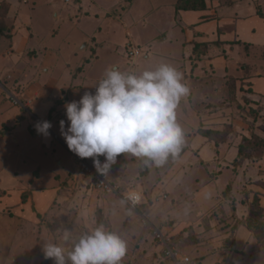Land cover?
<instances>
[{
	"label": "rangeland",
	"instance_id": "rangeland-1",
	"mask_svg": "<svg viewBox=\"0 0 264 264\" xmlns=\"http://www.w3.org/2000/svg\"><path fill=\"white\" fill-rule=\"evenodd\" d=\"M176 1L0 0V264H54L44 259L45 242L67 252L65 230L78 238L100 225L126 240L120 264H172L152 228L164 229L190 264H210L214 255L211 264H264L263 24L241 22L240 39L252 45L233 36V23L227 36L207 24L204 37L195 15L175 11ZM206 5V22L264 11L263 0ZM23 34L32 44L23 40L15 67L14 39ZM132 48L140 56L131 57ZM160 63L178 70L189 89L176 109L183 152L160 165L120 154L104 173L117 192H102L82 167L96 171L92 158L75 155L61 136L64 105L94 94L110 68L140 74ZM36 120L51 122L49 137L31 131ZM132 190L146 198L137 210L123 199ZM48 191L55 198L39 212L31 198ZM241 224L254 225L263 253L246 257L225 239Z\"/></svg>",
	"mask_w": 264,
	"mask_h": 264
},
{
	"label": "clouds",
	"instance_id": "clouds-1",
	"mask_svg": "<svg viewBox=\"0 0 264 264\" xmlns=\"http://www.w3.org/2000/svg\"><path fill=\"white\" fill-rule=\"evenodd\" d=\"M182 81V74L167 63L140 74L110 68L94 94L85 92L79 101L65 103L67 126L65 120L60 121L61 136L75 155L92 158L99 174L107 173L124 153L160 165L169 155H176L183 143L176 109L189 89ZM52 127L46 120L35 124L37 133L46 138ZM127 196L133 203L140 200L136 192ZM62 239L71 240L70 250L45 242L44 259L54 264H120L127 252L126 240L103 225L78 238L65 230Z\"/></svg>",
	"mask_w": 264,
	"mask_h": 264
},
{
	"label": "crops",
	"instance_id": "crops-1",
	"mask_svg": "<svg viewBox=\"0 0 264 264\" xmlns=\"http://www.w3.org/2000/svg\"><path fill=\"white\" fill-rule=\"evenodd\" d=\"M15 0H13V3H14ZM178 1V0H177ZM177 1L176 3L174 4L176 6L177 4ZM264 1V0H263ZM173 5L174 9H175V6ZM259 10V9H258ZM257 10V11H258ZM176 11V10H175ZM257 11L255 14H251L250 17L246 18V19H240V20H218L216 17H213L211 20H209L208 22L205 21V15L206 14H203L204 12H185V11H180L182 17L183 16H188V15H195V19L197 20V31L200 33L201 36H204L206 37L208 35V33L204 30V27L207 25V24H212L213 27H215V31H218L217 29H223L225 32H226V36L229 34V30L231 27L227 26L226 24L227 23H233L234 24V34L233 36H237V39L238 41H241L242 43H246L247 45H252L251 43L249 42H244L243 39L241 38L240 39V35L238 34V32L240 33L241 30L238 31V29L241 28V22L242 21H259L261 24H263L262 26L264 27V17H260L259 15H257ZM262 13L264 14V11L261 10ZM190 13V14H189ZM190 19V18H188ZM233 21V22H232ZM28 22L31 23V19L29 20L28 19ZM240 22V23H239ZM252 31H256V28H252L251 29ZM250 30V31H251ZM26 34H23L22 35V39H14V42H15V46L13 48V56L11 55V61H14L12 64L16 67V63H18V54L21 53L20 51H24V47L21 48L23 45H22V42L24 40L25 44L27 46H29L30 44H32V41L30 39V36L25 38ZM209 36V35H208ZM254 46V45H253ZM264 47V45H263ZM23 53V52H22ZM49 54V53H48ZM47 54V55H48ZM47 58V57H45ZM10 61V59L8 60V62ZM42 63H45V62H42ZM49 65V64H48ZM13 66V67H14ZM253 81L252 83H255V81L257 80H251ZM15 139V143H17V140L16 138L14 137ZM55 196L53 194V192L51 191H48L47 193H41V192H35L33 194V197L31 198V201H35L36 202V205H37V209L39 212H44L49 204V202L54 199ZM238 214V217L235 219L234 223L236 222V220H241L244 213H243V208H239V211L237 212ZM230 226V224H229ZM232 228L234 227V225L231 226ZM247 229V230H246ZM240 230H244L246 231L245 234L243 233V235L239 236V232ZM228 232V230L226 229V232L225 234ZM224 236V235H223ZM230 238L231 242H233L235 244V249L237 251H239L240 253H243L246 257H252L253 254H258V253H263V250H262V247L261 245L258 243V239L255 237L254 233L246 226V225H239L236 229L232 230L229 232L228 234V237L227 235L225 236V239H228ZM235 256H232L233 259L236 261V259L238 260L237 258V255L238 254H234ZM219 256L217 255H214L212 258L210 259H207L206 262H209L210 264L215 261L216 259H218ZM209 260V261H208ZM202 262V261H201Z\"/></svg>",
	"mask_w": 264,
	"mask_h": 264
},
{
	"label": "built area",
	"instance_id": "built-area-1",
	"mask_svg": "<svg viewBox=\"0 0 264 264\" xmlns=\"http://www.w3.org/2000/svg\"><path fill=\"white\" fill-rule=\"evenodd\" d=\"M131 57L140 56V49L138 48H132L130 51ZM39 121H34V123L30 126V129L32 132H36L35 124ZM39 137H41V134H38ZM83 169L90 172L96 187L105 193H115L117 192V188L113 186V184L108 180L106 174H99L97 171H94L90 168V166L86 163L82 165ZM130 192H136L140 195V200L137 203H133L131 200L128 199L127 194ZM128 193L124 194L123 199L125 203L127 204L128 208L131 210H137L143 203L145 202V195L138 191H129ZM153 234L155 239L161 244V251L164 255V257L172 262V264H190L192 262V259L184 254L179 253L174 247L171 246L170 240L166 238V232L164 229L159 228H152Z\"/></svg>",
	"mask_w": 264,
	"mask_h": 264
},
{
	"label": "trees",
	"instance_id": "trees-1",
	"mask_svg": "<svg viewBox=\"0 0 264 264\" xmlns=\"http://www.w3.org/2000/svg\"><path fill=\"white\" fill-rule=\"evenodd\" d=\"M206 9H207L206 0H178L175 6L176 12H180V11L202 12L205 11ZM257 15H259L262 18L264 17V14L262 13L261 10L257 11ZM182 152H183V148L180 147V151L178 153H182ZM21 198H22V202L26 203L27 201L26 196L23 195ZM258 202H259L258 197H255L253 205L256 206ZM248 226L249 228H252L254 225L249 224Z\"/></svg>",
	"mask_w": 264,
	"mask_h": 264
}]
</instances>
